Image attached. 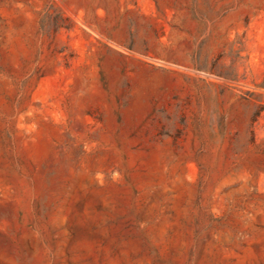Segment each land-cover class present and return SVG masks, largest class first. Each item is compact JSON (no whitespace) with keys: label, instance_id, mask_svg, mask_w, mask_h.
Wrapping results in <instances>:
<instances>
[{"label":"rangeland","instance_id":"rangeland-1","mask_svg":"<svg viewBox=\"0 0 264 264\" xmlns=\"http://www.w3.org/2000/svg\"><path fill=\"white\" fill-rule=\"evenodd\" d=\"M0 264H264V0H0Z\"/></svg>","mask_w":264,"mask_h":264}]
</instances>
